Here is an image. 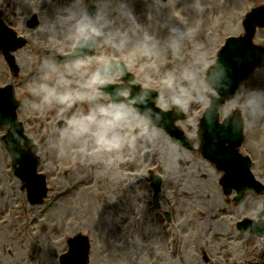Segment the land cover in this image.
<instances>
[{
    "label": "rangeland",
    "instance_id": "374dc122",
    "mask_svg": "<svg viewBox=\"0 0 264 264\" xmlns=\"http://www.w3.org/2000/svg\"><path fill=\"white\" fill-rule=\"evenodd\" d=\"M168 2L171 7L164 8L163 13L166 15L172 8L176 15L173 18L174 22L185 26L190 36L185 42L184 55L179 58L165 57L160 61L161 70L172 63H182L202 56L214 60L216 51L222 45L225 37L237 35L243 31L242 19L245 13L250 8L259 10L255 6L263 4L264 0H198L199 9L192 8L190 0H168ZM151 4L152 0H133L135 11L143 22L151 23L150 20H147ZM0 9L3 10L4 22L13 26L19 34L28 39V43L23 48L13 53L19 66L17 78L12 76L0 53V86L16 79L14 83L15 96L21 101L17 108V116L22 121L25 132L30 137H34V141L38 144V153L41 157L39 170L46 173L48 185V196L45 200L41 204L30 205L26 199L25 191L21 190L20 181L13 174L9 154L0 142V218L4 219L3 225L0 227V264H26L25 253H30L33 261L34 258L30 252V248L33 246H38L35 252L36 256L39 251V256L35 261L39 264H46L48 252L52 251L55 254L54 245L56 252H59L64 247L63 239L67 235L77 229L89 231L92 224L96 228V236L99 231L103 233L100 242L106 248L105 253L94 249L96 256L95 251L91 255L93 264L94 258L102 263L108 261L106 259H110L111 256L109 255L107 258V255L111 251L114 252L116 246H126L128 243L131 244L130 248L134 251L132 264H163L161 255L163 248L161 249V247H164L162 242L165 237L156 232L155 225L162 224L158 216L155 215L157 213L154 209L148 211L147 199L150 197L151 188L147 168H151L163 176L161 199L165 194L172 201L171 203L169 201L168 209L173 214V223L178 222L180 218H183L185 223L194 218L201 219L193 226L186 227L184 225L187 229L185 238L190 237L195 240L197 236L202 235L203 229L200 227H204L205 218L211 217L208 215H211L212 212L223 218L226 227L233 230L235 218L245 215L252 216L256 212L252 207L254 201L264 203V194H256L252 190L246 191L245 200L240 203L242 205L239 207H233L230 204L235 190L229 195L224 194L221 199L219 183L233 185L238 181L247 182V180L239 178L241 177L239 175L223 178L221 172L218 174L213 166L198 159L196 152L190 150V147L182 146V148L177 145L181 144L177 136L173 137L177 146L175 153L168 154L156 149L149 152L145 162L143 160L145 152L135 159L122 161L121 167L126 176L120 179L100 174L93 165L75 163L69 159L58 157L54 150L48 151L43 139L58 127L56 122L59 119H67L68 115L54 110L43 113L44 116L41 118L39 113L27 115L24 109V98L22 99V87H26V84H22L20 87V83L27 74V70L34 68L37 58L50 50L46 45L50 41L53 44L58 42V37H47L40 31L41 25L52 11V6L48 0H0ZM33 13L38 16L39 24L35 28H29L26 25V20ZM164 31L166 29H162L160 34L163 35ZM256 40L264 46V29L257 31ZM64 50L63 47L55 48L56 53ZM125 57L129 62V70L134 71L138 58L131 52L126 53ZM152 83L155 85V78ZM246 83L264 85V64L261 68L255 69L243 85ZM193 103L195 105L193 113L185 120L176 122L183 132L189 133L190 137L184 132L188 138L187 143L190 140L194 141L191 136L193 131L187 128V124L196 129L198 116L201 115L204 108L203 105ZM78 108L79 106L73 111ZM52 112L55 118L51 116ZM36 114L39 115V125H36L34 121L37 119ZM223 118L224 116L221 114L220 120ZM49 120L52 124L48 125L47 121ZM237 121L239 124V119ZM163 131L165 137L170 140L165 130ZM4 132V130H0V136ZM245 133L241 149L252 159V176L254 175V178L263 185L264 122L251 128L245 127ZM40 141L41 143H39ZM179 158L183 159L182 163ZM188 167L192 168L187 170ZM215 168L218 169L217 166ZM246 186H252V184L247 182ZM66 188L69 191L61 195L60 192ZM182 194L183 198L181 199L180 195ZM226 203L231 206L229 210L223 213L215 211L221 205H224L225 208ZM176 205L177 209L172 211ZM179 209H181L180 217L177 215ZM201 211L204 213L203 216ZM207 213L208 215H206ZM209 220H212L210 224L216 228L217 221L214 218H209ZM115 224L120 226L117 234L112 232ZM105 225L107 226L104 228ZM127 240L128 242H126ZM237 240L239 241L240 238ZM106 243L109 247L106 246ZM165 255L166 264L178 263L177 257L173 258L167 253ZM122 262L125 264L124 261ZM115 263L113 260L112 264ZM51 264H54V261Z\"/></svg>",
    "mask_w": 264,
    "mask_h": 264
},
{
    "label": "clouds",
    "instance_id": "9594fccd",
    "mask_svg": "<svg viewBox=\"0 0 264 264\" xmlns=\"http://www.w3.org/2000/svg\"><path fill=\"white\" fill-rule=\"evenodd\" d=\"M48 3L52 11L40 31L59 39L56 44L50 41L46 45L50 50L37 58L23 103L27 115L53 110L68 115L45 142L47 150H54L60 158L123 178L121 162L125 159L156 149L168 154L177 151L163 131L167 110L190 113L193 102L210 109L221 89L230 88L224 66L206 56L161 70L165 57L184 55L190 36L185 26L174 22L172 8L163 13L171 7L168 0H152L147 13L151 23L139 18L133 0ZM190 6L200 7L198 0H190ZM162 29H166L163 35ZM56 47L66 51L58 55ZM129 52L138 58L132 72L125 57ZM234 112L240 115V129L264 122V85L246 83L232 90L219 106L224 120L213 118L211 112L205 119L227 127L225 121ZM16 123L0 117V130L24 147L34 137L24 134L23 126ZM252 207L264 215V203L254 201Z\"/></svg>",
    "mask_w": 264,
    "mask_h": 264
},
{
    "label": "water",
    "instance_id": "95a60500",
    "mask_svg": "<svg viewBox=\"0 0 264 264\" xmlns=\"http://www.w3.org/2000/svg\"><path fill=\"white\" fill-rule=\"evenodd\" d=\"M260 9H262V11L259 12ZM259 10H252L245 17V39L233 38L231 40H228L227 45L219 51L217 61H219V63L224 66L227 76L230 77L231 84L230 88L221 89L219 93L222 97L220 96L214 101L213 107L208 110L206 116L209 114V112H211L213 118H216V114L214 112L215 107L219 103H222L224 98L231 94L232 90L236 89L241 79L245 77L251 71L253 65L256 64H254V62L258 58L259 53L262 51V48L254 45L251 41V38L253 35L254 27L256 25H264V7L259 8ZM0 35V45L1 43L6 44L5 39H9V41L13 43L12 46H5L2 44V46L5 48L4 51L6 57H8L10 63L13 64V60L10 59L12 57L7 52L18 47L22 40H14L12 38H9L3 30ZM16 105L17 102L12 97L11 85L6 86L5 88H0V117L5 119L6 121L17 122L15 114ZM175 116H177V113L175 112H166L163 120L164 125L166 127H171L172 118H174ZM204 122L205 121H202L203 126L205 125ZM18 125L20 126L21 124L17 122L16 126L19 127ZM214 131L216 132V137L219 139V146L223 147L224 143L227 141L229 142V144L228 146L222 148V150H219L217 152L211 150L210 156L212 160L218 165L219 168H225L227 172H229V177H234L237 173L239 176H241L239 178L246 179L247 182L254 185V182L250 178L248 172L249 161L245 157H241L240 154H238L234 149V146L239 140V136L230 137L228 138V140V135H223V124L215 123ZM3 141L11 152L14 160L13 164H20L19 167L15 168V172L22 179V181H24L25 186L27 187V196L29 201L31 203L40 202L42 196H44L46 193V188L44 185V176L42 174H36V166L38 160L34 156L33 151H30V149L26 145L24 147L20 146V151L17 150L19 144L15 142V140H13L9 133L3 137ZM35 176L38 177L39 182L35 183ZM247 182L238 181L231 186H235L238 191L241 192L242 189L245 188ZM70 255H68L67 257H69ZM85 260L86 256L84 254V256L82 257V262H84Z\"/></svg>",
    "mask_w": 264,
    "mask_h": 264
},
{
    "label": "flooded vegetation",
    "instance_id": "af4514ba",
    "mask_svg": "<svg viewBox=\"0 0 264 264\" xmlns=\"http://www.w3.org/2000/svg\"><path fill=\"white\" fill-rule=\"evenodd\" d=\"M166 203L163 202V206ZM214 225L209 224L203 228L202 235L197 236L195 240L190 237L185 238L186 228L179 224L175 234V257L178 258L177 264H264V234L256 235L248 231H239L234 221L233 230L226 227L225 220H216ZM239 232L240 234H235ZM165 238L168 232L164 229ZM102 234H99L97 240L104 247ZM237 238H240L238 241ZM165 240V239H164ZM163 240V241H164ZM131 244L126 246H117L112 260L115 264H122V261L132 262L134 251L130 248ZM164 248L167 249V240L164 241ZM39 256V251L37 252ZM109 258V254L107 255ZM56 264V255L52 251L48 252V261L46 264ZM118 262V263H117ZM101 262H97L100 264ZM112 264L110 259L103 261V264ZM35 264H39L35 261Z\"/></svg>",
    "mask_w": 264,
    "mask_h": 264
},
{
    "label": "bare ground",
    "instance_id": "6f19581e",
    "mask_svg": "<svg viewBox=\"0 0 264 264\" xmlns=\"http://www.w3.org/2000/svg\"><path fill=\"white\" fill-rule=\"evenodd\" d=\"M219 150H220V147H217V146L214 147V149H212V151H216V152L219 151ZM209 152H211V151L209 150Z\"/></svg>",
    "mask_w": 264,
    "mask_h": 264
}]
</instances>
